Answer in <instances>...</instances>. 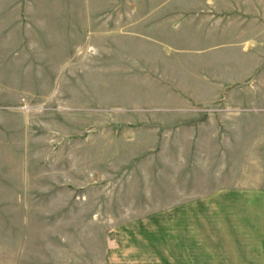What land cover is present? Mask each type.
Segmentation results:
<instances>
[{
  "label": "rangeland",
  "instance_id": "1",
  "mask_svg": "<svg viewBox=\"0 0 264 264\" xmlns=\"http://www.w3.org/2000/svg\"><path fill=\"white\" fill-rule=\"evenodd\" d=\"M257 194L264 0H0L7 264H251Z\"/></svg>",
  "mask_w": 264,
  "mask_h": 264
},
{
  "label": "crops",
  "instance_id": "2",
  "mask_svg": "<svg viewBox=\"0 0 264 264\" xmlns=\"http://www.w3.org/2000/svg\"><path fill=\"white\" fill-rule=\"evenodd\" d=\"M257 195H260L261 197L264 198V194H257ZM262 225H264V220L262 221ZM240 229L244 234V236H242V239L243 241H246L244 246L245 251L247 252V249L249 248L246 245L249 242L253 245L255 251V258L253 261H251V264H264V228H240ZM243 257L245 258V264H247L246 263V259L248 258L247 255ZM0 264H7V262L5 259L2 260L0 258Z\"/></svg>",
  "mask_w": 264,
  "mask_h": 264
}]
</instances>
